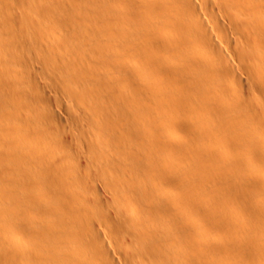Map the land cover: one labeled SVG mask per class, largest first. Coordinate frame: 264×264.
<instances>
[{
  "label": "bare ground",
  "instance_id": "6f19581e",
  "mask_svg": "<svg viewBox=\"0 0 264 264\" xmlns=\"http://www.w3.org/2000/svg\"><path fill=\"white\" fill-rule=\"evenodd\" d=\"M0 264H264V0H0Z\"/></svg>",
  "mask_w": 264,
  "mask_h": 264
}]
</instances>
